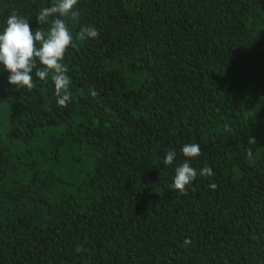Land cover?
<instances>
[{
    "label": "trees",
    "instance_id": "1",
    "mask_svg": "<svg viewBox=\"0 0 264 264\" xmlns=\"http://www.w3.org/2000/svg\"><path fill=\"white\" fill-rule=\"evenodd\" d=\"M53 2L0 0V30L15 10L47 31ZM73 10L66 107L50 77L16 88L0 68V264H264V0ZM85 25L98 37L76 39Z\"/></svg>",
    "mask_w": 264,
    "mask_h": 264
},
{
    "label": "clouds",
    "instance_id": "2",
    "mask_svg": "<svg viewBox=\"0 0 264 264\" xmlns=\"http://www.w3.org/2000/svg\"><path fill=\"white\" fill-rule=\"evenodd\" d=\"M76 4L77 0H54L50 7L39 10L35 15L36 23L37 25H48L47 31L41 28L33 31L29 23L30 18L19 15L15 10L8 15L5 26L0 30V68L9 73L8 83L10 85L31 90L34 87L32 73L35 70V75L40 80L51 78L58 105L67 106L71 100L70 79L66 74L67 66L62 61L68 48L73 45L74 37L63 17L71 14V18L76 20L79 16V13L73 10ZM98 35L99 32L94 26L85 25L80 27L75 38L83 41L86 38H97ZM91 94L97 95L95 91ZM248 144H256L255 137L250 136ZM180 151L189 159L184 160L175 168L171 187L181 194H186L187 186L198 175L197 170L191 166L189 161L200 155V146L195 143L184 144ZM250 154L251 149H249ZM175 157V151H169L163 163L170 165ZM199 175L211 176L213 172L209 166L205 165L200 169ZM210 187L215 189L216 185L211 184ZM190 243V239L184 240L185 245Z\"/></svg>",
    "mask_w": 264,
    "mask_h": 264
}]
</instances>
